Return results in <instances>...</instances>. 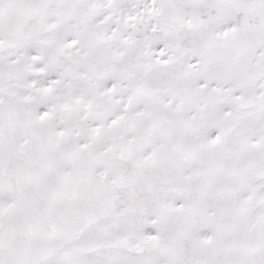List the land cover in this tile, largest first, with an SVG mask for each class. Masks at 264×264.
I'll return each instance as SVG.
<instances>
[{"label": "snow or ice", "instance_id": "1", "mask_svg": "<svg viewBox=\"0 0 264 264\" xmlns=\"http://www.w3.org/2000/svg\"><path fill=\"white\" fill-rule=\"evenodd\" d=\"M0 264H264V0H0Z\"/></svg>", "mask_w": 264, "mask_h": 264}]
</instances>
